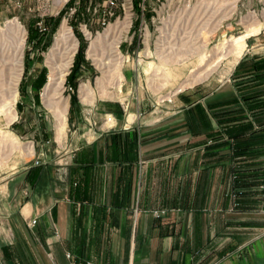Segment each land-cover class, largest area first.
<instances>
[{
    "label": "crops",
    "instance_id": "crops-1",
    "mask_svg": "<svg viewBox=\"0 0 264 264\" xmlns=\"http://www.w3.org/2000/svg\"><path fill=\"white\" fill-rule=\"evenodd\" d=\"M245 65L234 84L231 72L187 94L197 107L133 126L130 112L104 137L88 123L62 169L44 162L32 184L31 166L8 179L0 195L19 208L13 221L36 219L37 237L23 241L49 249L56 264L70 263L66 253L95 264H264V106L242 101L264 93V81ZM234 100L236 122H217ZM229 124L238 131L235 158ZM24 258L35 264L32 252Z\"/></svg>",
    "mask_w": 264,
    "mask_h": 264
},
{
    "label": "rangeland",
    "instance_id": "rangeland-1",
    "mask_svg": "<svg viewBox=\"0 0 264 264\" xmlns=\"http://www.w3.org/2000/svg\"><path fill=\"white\" fill-rule=\"evenodd\" d=\"M49 18L55 19L50 25ZM63 24L71 33L67 46L75 45V50L59 96L67 102V112L57 119L43 93L49 81L47 55ZM105 31L118 42L113 55L117 62L109 68L100 65L107 62L106 49L89 50ZM242 36L245 46L240 56L229 53L233 39ZM19 49L20 66L11 70ZM0 52V69L6 72L0 80V105L8 103L15 114L12 120L11 113L0 114L1 189L35 159L38 166L49 163L51 172L62 169L88 123L104 137L127 124L130 112L136 115L132 126L146 118L166 119L172 108L200 105L187 95L197 88L205 84L210 88L231 72L234 84L244 63L248 74L263 82L264 0H0ZM223 52L228 54L217 60ZM77 67V77L69 83ZM15 70H20L17 82ZM194 77L198 80L190 84ZM81 87L91 95L82 96ZM73 93L77 101L70 106ZM228 106L233 108L230 114L218 111L217 122H236L237 100ZM244 106H264V93L244 95ZM129 117L132 120L133 115ZM16 207L0 195V264H27L26 252L34 254L35 264H56L49 249L23 241L39 232L31 223L36 219L25 226L13 221Z\"/></svg>",
    "mask_w": 264,
    "mask_h": 264
},
{
    "label": "bare ground",
    "instance_id": "bare-ground-1",
    "mask_svg": "<svg viewBox=\"0 0 264 264\" xmlns=\"http://www.w3.org/2000/svg\"><path fill=\"white\" fill-rule=\"evenodd\" d=\"M19 28H20V25L18 24L17 29H19ZM70 37H71V33L66 28V26L63 24L60 27V29L57 33V37L55 39V42H54L53 46L51 47V49L47 55V66L49 68V81H48V84H47V86L44 90V93H43V100L46 103V105L51 110H53L57 119L64 118V116L67 112V107H68L67 102L61 100L59 96H60V92H61V86L64 83V78H65L66 72H67V70L71 64V61H72L73 51L75 50V45H73V47L71 46V48L67 46V42L69 40H71ZM244 37L245 36L233 39L232 50L229 51V53H232L236 56H240V54H241V52L245 46L244 45ZM225 43H227V40L224 41V44ZM117 47H118L117 40L114 39V36H111L107 31H105L97 37L96 41H94L90 44L89 50H90V52L94 53L99 48L102 51L104 49H106L107 55L105 56V58L107 59V62L102 63L100 65H102L103 68H109L110 66L113 67V65H111V64H114L115 61L117 62V60L114 59V56H113L116 53L115 50L117 49ZM108 51L110 53H108ZM20 52L21 51L19 49V52H18L19 54L16 57V60H14L16 62L13 63L11 70L14 69L15 67L19 68V66H20V58L19 57L21 56ZM226 54H228V52L227 53L223 52L222 55H219V58L217 60L222 59ZM3 59H4V57H3ZM11 63H12V61H11ZM2 64L5 65L7 63L5 61H2ZM118 65H120L119 62L116 64V66H117L116 70H118ZM15 71L16 72L14 74H16V76H17V78H16V82H17L20 70H15ZM106 73L108 74V72H106ZM111 73L114 75V71H112ZM5 74H6L5 70L3 71L0 69V80H4L6 78ZM119 78H121V76H119ZM197 80H198V77H194L192 80H190L191 81L190 84L193 81H197ZM14 81H15V79H14ZM98 81H99V83L102 82L103 78H100ZM184 85H188V84H184ZM80 93H82V96H84L85 98H87L88 95H91L89 93V90L83 89L82 87H81ZM14 97H15V94H14ZM7 113H11V119L10 120H12L15 117L13 109L8 107V103L7 104L6 103L1 104L0 105V114L6 115Z\"/></svg>",
    "mask_w": 264,
    "mask_h": 264
},
{
    "label": "trees",
    "instance_id": "trees-1",
    "mask_svg": "<svg viewBox=\"0 0 264 264\" xmlns=\"http://www.w3.org/2000/svg\"><path fill=\"white\" fill-rule=\"evenodd\" d=\"M137 1L140 2V0H137ZM136 6H137V4H136ZM137 12H139V10ZM52 21H55V19H52V18L48 19L49 25L51 24ZM44 28H45L44 32H46L47 31L46 26ZM78 72H79L78 67L71 71V74L68 77L69 83H71L72 80H75V78L77 77L76 75H77ZM73 86L75 87V85H73ZM247 99L250 100V99H253V97H249ZM76 101H77L76 100V95L73 93L72 96H71V99H70V106H72V104L74 105L76 103ZM242 101L244 102V99ZM236 130H237L236 126H231V127L229 126V128H227V130H226L227 133H228V139L232 140V143L229 146V151L231 152L233 158L236 157L237 151H238V147L236 145V138H237L236 134H237L238 131H236ZM218 136H220V132L219 131H217V132L215 131L214 133L208 135L209 138H213V139L217 138ZM239 148H241V146H239ZM240 150H242V148ZM240 155H243L242 151H240ZM42 172H43L42 165H40V166L31 165V167H30V169L28 171V175H27V182L29 184H32L38 177L41 176Z\"/></svg>",
    "mask_w": 264,
    "mask_h": 264
},
{
    "label": "built area",
    "instance_id": "built-area-1",
    "mask_svg": "<svg viewBox=\"0 0 264 264\" xmlns=\"http://www.w3.org/2000/svg\"><path fill=\"white\" fill-rule=\"evenodd\" d=\"M40 30H45L44 27H42V25L39 23L38 24ZM39 165V160L38 159H35L34 162H33V166H38ZM32 224H35L36 223V220H32L31 222ZM66 259L69 260L70 264H95L91 261H77V260H74L72 255L70 253H66Z\"/></svg>",
    "mask_w": 264,
    "mask_h": 264
}]
</instances>
